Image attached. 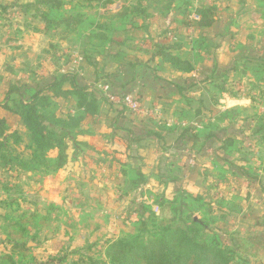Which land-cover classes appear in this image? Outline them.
Instances as JSON below:
<instances>
[{
  "label": "crops",
  "instance_id": "1",
  "mask_svg": "<svg viewBox=\"0 0 264 264\" xmlns=\"http://www.w3.org/2000/svg\"><path fill=\"white\" fill-rule=\"evenodd\" d=\"M36 1L0 0L1 117L7 118L12 127L23 130L24 125L20 118L3 108L6 102L8 82L20 81L27 88H32L33 85H41L43 81L52 80L56 76L70 72L77 73L74 71L73 55L79 53L84 56L78 72L81 76V83L87 84L97 92L98 83L103 81L98 79L93 65H96L97 62L99 67L106 65L110 70L116 72L115 75L106 79L112 82L116 91L138 94L139 98L143 100L144 106L151 109L153 115L160 113L161 118L165 119L159 123L173 129L171 132L163 131L164 141L160 148H139L136 143L128 141V134L122 127L124 125L126 128H133L135 124H140V126L143 124L144 128H150L152 125V122L148 121L150 117L136 116L134 122L125 118L119 120L120 109L109 105L99 96L101 106L99 116L95 119H87L84 123L86 133L77 138V141L84 145L76 149L74 142L69 141L67 164L62 169L49 171L39 176L40 182H42L39 187L42 190L41 193L54 190L53 192L56 193L49 194L47 197L52 200L51 203H55L58 207H67L60 202L61 187H64L66 181L73 183L74 188H71L69 193L75 200V198H82L81 190L87 183L85 178L90 174L115 176V178H119L116 187L109 186L110 180L105 178L101 183L106 186H104L105 192H108L113 199L108 209L99 211L109 220V224L115 223L114 220H118L112 213V209H116L122 200L137 197L139 192V186L134 191L126 186L124 177L129 172L130 165L132 164V169L138 175H147L146 182L149 187L155 179H152L148 173L159 168V162L154 166L155 159H162L163 152H167L177 145L182 146L184 151H174V153L185 159L180 161L181 164L169 162V164L171 163L169 167L185 171L188 175L184 178L192 188V186H196L194 183L196 179L188 177L189 173L196 174L195 178L201 176V169L204 168V172L207 171L209 160L212 159V164L215 165L217 162L214 159L220 155H212L206 151V148L211 147L213 143L214 148L219 151L222 146L219 140L221 137L207 141L211 143L206 146L207 142L203 139L193 141L191 138L180 136L182 125L179 122L188 119L183 116L192 110V104L198 102L200 109L196 111H199L200 114L208 112L209 109L214 110V108L220 114L225 111L237 113L239 110H255L256 112L261 110L253 93L259 91L258 95L264 98V0H195L196 2L201 1L202 4L197 7L192 3L195 8H191V10L175 6L171 8L170 14L166 17L160 11L150 12L148 18L139 19V25L135 24L115 31L114 42L104 50L108 56L107 59L98 58L95 60L92 57V64L87 61L81 50L77 51L73 35L66 40L61 39L59 29L48 30L43 21L33 17L35 13L32 10L25 8ZM107 1L109 3L104 6H101L100 3L99 6L90 7L81 0H65L66 6L61 14L84 15L86 11L96 10L102 17L106 14H118L125 6L123 0H101L102 3ZM191 1L194 2V0ZM211 7H215L214 17L216 18L211 28L185 27L184 18L196 13L199 8ZM77 10H82V12ZM55 14L57 15V13ZM164 37H166V42H178L177 52L194 66L191 73L178 74L161 59H156L155 63H149V68L139 67L135 79H132L133 71L124 66L131 59L127 58V61L117 63L114 60L115 57L109 52L115 46H118L120 50L124 49L125 52L128 49L126 45L129 43L137 44L142 49H152L154 43L159 40L163 41ZM122 47H126V49ZM53 50L60 51V59L56 58L58 51L54 53ZM63 56L68 59V61L66 59V64L61 60ZM145 58V54L139 52V60L143 61ZM51 61L57 66L53 67ZM235 84L239 85V90L245 86H249L251 89L246 94L242 90L237 93ZM178 85L187 88L184 94L193 99L191 103L182 100ZM191 88L193 89L192 94ZM212 88L217 91L216 95L227 98L226 100L229 102L226 107H223L225 101L222 100L211 104V97L215 94ZM65 89H71V85L65 84ZM188 91L189 93H187ZM208 104H210V108ZM76 111L77 101L75 97H70L66 101H60L57 114L61 118H67ZM199 116L195 115V118ZM16 117L17 122L15 121ZM9 118L13 121L10 122ZM217 118L211 122L215 124L220 122L216 120ZM152 126L154 127V125ZM135 129L139 130V125ZM188 147L190 149L187 154L185 149ZM217 151L215 152L217 153ZM191 156L196 157L194 164H191ZM34 179L39 181L38 176ZM227 184L234 186V181L231 180ZM148 187L145 190L150 191ZM246 187L250 191L248 193V196L250 195L248 200H250L251 192L256 194V188L254 184ZM44 189L45 191H43ZM121 192L122 197L119 198ZM57 194H59L58 197ZM41 201L46 202V199L43 198ZM251 201L253 203L254 200Z\"/></svg>",
  "mask_w": 264,
  "mask_h": 264
},
{
  "label": "rangeland",
  "instance_id": "2",
  "mask_svg": "<svg viewBox=\"0 0 264 264\" xmlns=\"http://www.w3.org/2000/svg\"><path fill=\"white\" fill-rule=\"evenodd\" d=\"M139 2L142 6L147 7L148 14L160 11L165 17L170 14L171 8L175 6L191 10L194 5L198 7L202 4L201 1L196 2L195 0L194 2L191 0H123V4L131 7L138 6ZM90 3L96 6L100 5L95 2ZM188 4L190 5L188 6ZM77 11L82 12V10ZM135 14L137 13L134 12L127 16H121L119 20H114L112 28L116 31L122 30L125 27H130L132 22H134L133 25H139L140 18L139 16L135 17ZM83 16L84 20L79 32L72 34L77 51L81 50V43L84 41L81 36L89 33L94 24L99 20H104L107 14L101 17L96 10H90L86 11ZM118 48V46H115L111 50L116 52L120 50ZM122 48L126 49V47ZM87 49L95 60H98V58H105L104 60H106L108 57L101 48L87 46ZM57 51L53 50L54 53ZM59 54L60 51L56 53V58L60 59ZM125 54L124 58L134 59L139 57V53L130 49H126ZM66 59L65 56L61 58L63 62L65 61L64 64L68 61ZM121 59L115 58L114 60L119 63L124 61V59ZM50 63L53 67L57 66L53 61ZM235 88L237 93L242 90L244 94L251 89L249 86H245L239 90L238 84H235ZM192 91L193 89L190 91L191 94ZM212 91L215 94L211 97V104L222 100L225 101L223 107H226L229 102L226 100L227 98L216 95L217 91L214 88H212ZM258 92L253 93V96H256L257 104L261 106L260 112L239 110L233 114L227 111L220 114L214 108V110L209 109L208 112L199 114L200 116L195 118L196 110L200 109V105L198 102L193 103L192 110L183 116V118L188 119L179 122L182 125L181 129L183 130L184 126L202 129L208 126L211 120L216 117H224L225 119L215 124L218 128L216 131L219 132L221 138L231 137L234 141L233 144L228 151L222 149L217 151L212 145L213 143L211 147L206 148L208 153L220 155H215L217 157L214 159L217 162L215 165L212 164V159L209 160L207 171L204 172V168H202L201 176L195 178L196 174L189 173L188 177L196 179L194 181L196 186H192V188L184 178L188 175L185 171L168 166L169 162L181 164L180 161L184 157L174 153V151H184V148H181L180 145L163 152L162 159H155L154 166L159 162V168L148 173L152 179H155L150 184L151 187L147 186V175H138L132 169L131 164L124 180L126 186L132 191L139 186V192L137 197L122 200L116 209H112V213L118 220H114L115 223L110 221L112 224H109V220L104 217L103 213H99V211L108 209L113 199L108 192H105L106 186L101 183L104 178L108 179L110 180L109 186L114 188L117 186V179L119 178L109 175L104 176V174H90L85 178L87 183H85L83 191L81 190L83 193L82 198H75V200L69 193V190L74 188L73 183L66 181L64 187H61L60 202L67 207L62 208L55 205V203H51L52 200L47 197L49 194L54 195L56 193L53 192L54 190L45 191L44 189L45 192L41 193L42 190L39 187L42 182H40L39 176L44 173L5 168L0 161V257L7 255L12 260V262L9 260L0 264H109L110 259L107 257L106 251L111 243L121 238L134 240L140 237L142 243H147L150 240L156 229L152 225H148L149 233L144 232L145 234L142 236L140 220L142 218L146 220L151 211L157 215L160 213L156 201L160 200L161 196H166L171 201L180 196L181 194L177 192L178 187H182L192 196L187 193V195L175 200L177 204L174 208L179 210L175 215L182 216L187 224H191L192 217L196 220H204L203 223L206 228H203L202 225L198 226L201 229L199 238L207 243L214 242L218 235L224 237V232L219 230L220 228H227L230 232H239L244 236L252 232H264V98L260 97ZM182 100L188 102L184 98ZM208 107L210 108V104H208ZM16 119L17 117L15 118L17 122L18 119ZM161 120L165 119L161 118L160 113L154 114L148 119L153 125V122L159 123L162 122ZM175 120L178 121L176 118ZM9 121L12 122L13 120L9 118ZM20 131L26 132L25 128ZM162 143L163 141L159 145L162 146ZM210 143L207 142L206 146ZM239 148L242 149L241 153ZM189 149L190 147L185 149L187 154ZM19 150L29 154V150H25L24 145ZM170 151H173V153H170ZM51 156L55 157L56 153H52ZM195 158V156H191V164L195 163ZM238 167H243L244 170H239ZM37 176L39 181L34 179ZM174 179L178 181L174 182ZM231 180L234 181V186L227 184ZM251 184L255 185L256 194L251 192L252 198L248 200L250 191L246 186H251ZM147 187L150 191L145 190ZM58 196L59 194H57ZM194 196H202L203 199ZM121 197L122 192L119 198ZM43 198L46 199V202L41 201ZM252 199L254 200L253 203H251ZM223 211L228 214L226 220L219 219ZM23 214H26L27 217H24L21 221ZM188 217H190V220L187 219ZM18 223H22L28 232H23ZM11 232L15 234L11 235ZM8 240L26 242L29 250H14ZM260 253L262 254H259L257 258H252L249 264H264V250ZM243 262V259L240 260L236 257L233 264H242Z\"/></svg>",
  "mask_w": 264,
  "mask_h": 264
},
{
  "label": "trees",
  "instance_id": "3",
  "mask_svg": "<svg viewBox=\"0 0 264 264\" xmlns=\"http://www.w3.org/2000/svg\"><path fill=\"white\" fill-rule=\"evenodd\" d=\"M81 1L86 5L90 4V7H93L90 2H95L97 5L101 3L103 6L109 3L108 1L102 3L101 0ZM65 6V0H37L36 3L29 4L25 8L32 10L35 13L33 17L43 21L48 30L59 29L61 39L66 40L72 34L79 32L84 16L82 14H61ZM134 12L137 13L135 17L139 16L143 20L150 15L147 7L142 6L140 2L138 6L125 5L118 14H108L104 20H99L94 24L89 33L81 36L84 40L81 43V51L90 64H92V56L88 52L87 46L105 50L109 44L114 42L116 31L112 28L114 20H119L121 16H127ZM196 14L200 17L199 21H192L189 17L184 18L183 23L186 28L196 26L209 29L216 21L214 17L215 7L199 8L196 10ZM133 24L134 22L131 23V26ZM165 39L166 37L163 41L155 42L152 49H142L134 43L126 45L128 49L137 53L142 52L146 57L143 61L139 60V57H135L124 65L133 71L132 79H135L139 67L149 68V63H155L156 59H161L172 71L181 75L191 73L194 70V66L177 52L178 42L169 43ZM111 55L115 58H122L124 61L129 59V57L124 58L126 54L123 50L116 52L111 50ZM93 66L98 79H102L101 81L113 86L112 82L106 79L115 75L116 72L110 70L106 65L99 67L98 62ZM80 77L78 73L70 72L56 76L52 80L43 81L41 85H33L32 88H27L20 81L8 82L6 102L3 108L20 118L26 132L23 133L18 128L12 127L7 118L0 116V161L3 167L37 173L59 170L67 164L69 141L74 142L76 149L84 145L78 142L77 138L86 133L84 130L85 121L99 116L101 106L99 92L97 91V93L92 87L81 83ZM67 83L71 85L69 90L65 89ZM177 88L182 98L189 103L193 101L184 94L187 88L180 85ZM70 97H75L77 111L67 118H61L57 114L60 101H66ZM118 114L119 120L125 118L134 122L136 117L128 114L124 109L120 110ZM199 114L200 112L196 111V116ZM223 119L225 118L220 117L216 120L221 121ZM153 123L154 127L152 124L150 128H144L143 124L141 126L135 124L133 128H126L123 125L122 128L128 134V141L136 143L139 148H160L159 144L164 141L163 131L171 132L173 129L168 128L165 124ZM138 125L139 130L135 129V127L138 128ZM184 127L180 136L189 137L193 141L203 139L207 142L219 137L215 132L218 128L213 122L202 129H196L192 126ZM219 140L222 145L221 149L225 151H228L234 142L231 137H223ZM22 145H24L25 150H29V154L19 150ZM239 151L241 153L242 149L239 148ZM52 153H56V156H51ZM170 165L171 163L168 164V166ZM238 169L244 170L243 167H238ZM173 181L178 180L174 179ZM177 192L181 195L174 201L167 199L166 196H161L160 200L156 201L160 210L158 215L151 211L146 220L143 218L140 220L142 236L145 234L144 232L149 233L148 225H152L156 229L150 240L147 243H142L140 237L134 240L121 238L111 243L106 251L107 257L110 259L109 264H233L236 257L244 260L242 264H249L252 258H257L259 254H262L260 252L264 250V232H252L244 236L239 232H230L227 228H220L219 230L224 232V237L218 235L215 241L211 243L200 239L201 229L198 226L202 225L203 228H206L203 223L204 220H196L192 217L191 224H187L182 216L175 215L176 212H179L178 209L174 208L177 204L175 200L187 195L188 191L178 187ZM194 197L203 199L202 196ZM227 216L228 214L223 211L219 219L226 220ZM24 217L27 215L23 214L20 220L22 221ZM34 217L36 218V215ZM18 224L23 232H28L22 223ZM10 234L14 235L15 233L11 232ZM8 243L12 245L14 250H29L26 242L8 240ZM9 260L11 259L7 255L0 257V263Z\"/></svg>",
  "mask_w": 264,
  "mask_h": 264
},
{
  "label": "built area",
  "instance_id": "4",
  "mask_svg": "<svg viewBox=\"0 0 264 264\" xmlns=\"http://www.w3.org/2000/svg\"><path fill=\"white\" fill-rule=\"evenodd\" d=\"M189 19L192 21H199L200 17L196 13H193L189 16ZM83 59L84 56L79 53L73 58L74 71L77 73L79 72ZM97 90L100 97H102L106 103L117 107L120 110L124 109L128 114L147 117L153 116L151 109L146 108L142 100L135 93H122L116 91L111 84L105 82L98 83Z\"/></svg>",
  "mask_w": 264,
  "mask_h": 264
}]
</instances>
